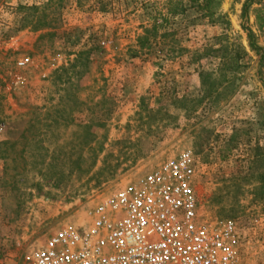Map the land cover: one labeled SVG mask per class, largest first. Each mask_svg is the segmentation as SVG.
<instances>
[{"label":"rangeland","instance_id":"obj_1","mask_svg":"<svg viewBox=\"0 0 264 264\" xmlns=\"http://www.w3.org/2000/svg\"><path fill=\"white\" fill-rule=\"evenodd\" d=\"M195 6L0 0V144L17 115L59 119L46 141L69 142L45 176L40 158L18 170L8 146L0 148V264H27L64 226H85L99 202L185 150L195 158L200 214L234 221L244 264H264V30L255 16L264 13V0H221L214 22ZM153 26L157 34L141 50L138 39ZM219 38L243 49L240 74L221 69L226 54L213 52ZM78 57L89 60L86 70L54 87L53 73ZM72 124L87 125L89 133ZM90 136L104 142L105 154H117V141L141 139L129 151L147 156L123 162L113 180L99 183L94 174L104 155L86 175ZM79 155L86 158L81 171Z\"/></svg>","mask_w":264,"mask_h":264},{"label":"built area","instance_id":"obj_2","mask_svg":"<svg viewBox=\"0 0 264 264\" xmlns=\"http://www.w3.org/2000/svg\"><path fill=\"white\" fill-rule=\"evenodd\" d=\"M26 263L244 264L236 223L200 214L190 150L103 199L85 226H64Z\"/></svg>","mask_w":264,"mask_h":264},{"label":"trees","instance_id":"obj_3","mask_svg":"<svg viewBox=\"0 0 264 264\" xmlns=\"http://www.w3.org/2000/svg\"><path fill=\"white\" fill-rule=\"evenodd\" d=\"M192 3H195V8L200 12L203 18L208 19L214 22L217 16V8L220 6L221 0H191ZM256 22L258 29L260 31L264 30V13L262 11H256ZM249 46L253 49L254 45L252 43L253 33L249 30ZM157 34L156 26L151 27V29L144 28V36L139 37L138 39V47L141 50L150 47L149 36ZM217 42L221 44L219 50L213 51L217 55L226 54L222 62V70L230 73L240 74L243 68V61L245 56H243V49L236 44L229 45L228 42H224L223 39H217ZM255 48V47H254ZM87 61H82L81 57H78L74 61L72 65L68 68H62L55 71L52 75V85L56 87L59 84H64L67 81H70L73 76L79 77L81 71H85L86 66L88 67ZM26 115H17L14 120H11L8 124V141L0 144V148L7 147L11 151L12 163L19 166V169L25 170L28 167V158L38 157L43 162L41 163V175H44L56 168L57 163L63 160V151L66 149V146L69 142L62 141H54L50 145L53 146L51 149L50 145L46 141V137L48 134H53L57 131L59 127H61V122L59 119H54L48 123L46 121L40 120L39 118H35L33 121H26ZM72 121V120H71ZM73 123V122H72ZM22 125V129L20 126ZM72 128H77L78 131H84L89 133V129L87 125L79 124L71 125ZM53 137V135H52ZM91 137V136H90ZM85 141V147L90 157L88 158L87 163H89V168L86 171V175L93 174L95 167L102 155H104L103 163L101 169L97 171L94 175L100 177L98 180L99 183H104L113 180L122 168L123 162H132L131 165L136 164L140 160H144L147 155H139L130 152L131 148L137 147L138 144L142 143L141 139H137L134 142L132 140H122L114 143V146L119 149L114 152L106 153L104 148V142L97 141L91 137ZM51 138V137H49ZM86 160L85 157L79 155L74 163L77 165L76 169L78 171L81 169L80 162ZM122 160V161H121ZM19 163V164H18ZM45 171V173L43 172Z\"/></svg>","mask_w":264,"mask_h":264}]
</instances>
